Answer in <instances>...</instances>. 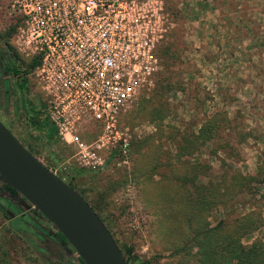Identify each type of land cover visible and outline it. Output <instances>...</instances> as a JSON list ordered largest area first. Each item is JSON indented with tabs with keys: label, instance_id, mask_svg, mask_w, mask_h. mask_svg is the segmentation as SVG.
<instances>
[{
	"label": "rangeland",
	"instance_id": "374dc122",
	"mask_svg": "<svg viewBox=\"0 0 264 264\" xmlns=\"http://www.w3.org/2000/svg\"><path fill=\"white\" fill-rule=\"evenodd\" d=\"M8 1L0 0V32L8 29L3 13ZM162 3L168 30L158 52L167 48L170 57L158 55L160 68L153 81L119 120V134L127 139L128 164L117 163L104 152L100 168H82L73 161L72 145L57 134L47 142L43 132L27 125L22 109L23 100L42 109L34 81L26 74L21 90L19 78L3 75L1 66L0 121L64 182L71 169H81L76 189L97 208L123 253L128 247L150 264H191L197 251L191 243L194 235L200 238L197 233L203 226L231 221L250 210L259 211L264 219V2ZM215 112L223 113L227 123L217 128L213 139L182 156L181 136L196 134ZM77 134L86 143L97 135ZM188 163L208 167L197 176L202 183L206 174L212 180L233 173L251 180L242 182L227 207L196 210L190 220L182 198L188 197L186 191L193 192L192 187L187 184L176 191L173 183V171L182 173ZM11 200L18 204L17 196ZM33 211L22 202L20 212ZM9 216L7 220L0 214V260L4 256L8 264H77L76 254L56 243V229L48 221L35 220L41 232L25 224L16 228L10 222L17 214ZM254 240L264 242V225L241 243Z\"/></svg>",
	"mask_w": 264,
	"mask_h": 264
},
{
	"label": "built area",
	"instance_id": "2783aa9c",
	"mask_svg": "<svg viewBox=\"0 0 264 264\" xmlns=\"http://www.w3.org/2000/svg\"><path fill=\"white\" fill-rule=\"evenodd\" d=\"M10 43L38 88L41 112L58 137L72 145L82 168L113 160L128 164L121 116L160 68L158 47L167 35L162 0H9ZM97 133L91 143L77 133Z\"/></svg>",
	"mask_w": 264,
	"mask_h": 264
},
{
	"label": "trees",
	"instance_id": "16d2710c",
	"mask_svg": "<svg viewBox=\"0 0 264 264\" xmlns=\"http://www.w3.org/2000/svg\"><path fill=\"white\" fill-rule=\"evenodd\" d=\"M14 28V24L9 23L8 29L0 32V41H3V49L0 51V58H6L7 60L6 63H2V71L6 75L17 76V78H19V83H17L18 88L22 90L25 87V76L34 68L36 61L30 60L26 62L17 55L10 43ZM167 50L169 51V49L166 48L158 52L159 57L160 54L170 57ZM40 106H42L41 103ZM22 109L28 121V126L32 127L37 133L43 132L42 135L46 138L47 142H51L56 139L55 128L46 119V117L40 116V114H42L40 110H36L32 105L26 103L25 100H23ZM225 123H227L225 115L223 113L215 112L199 126L196 134L192 131H189L190 133L186 132L183 136H181L182 143H184L183 146L180 147L184 150L182 156L184 154L190 155L194 151L198 150L199 146L213 139V137L216 136L217 128ZM39 137L41 138L40 135ZM24 147L33 155L29 148L26 146ZM115 152L116 150H113L109 156L115 157ZM204 166L206 165L201 163H188L182 167V173L179 174L177 171H173V183L174 187L177 188L176 191L178 189H182L183 186H188L187 184L192 187L193 192L186 191L188 197L182 198V203L185 206L184 209L187 214L189 213L190 220L194 219V212H196V210L198 211L199 209H202L208 212L212 208L227 207L233 197L237 194L238 190L240 192V187L243 185L242 182L244 180H251L250 177H244L239 174L237 175L236 173H233L230 176L222 175L218 180H212L207 178L206 174L204 177L206 178V181L202 183L198 180L199 177L197 176L201 173L200 170ZM206 170H208L207 166L205 167V171ZM80 173L81 169H71V172L68 174V181L65 183L81 195L88 205H90L92 210L114 239V242L116 243L126 264H150L149 261H140L138 257L132 254L131 249L128 247H124L123 253L121 247L113 237L108 225L104 223L103 217H101L97 208L87 200L83 191L76 189V186H78L77 178ZM59 177L61 178V176ZM260 182H263V179H261ZM15 194L16 192L13 189L0 182L1 216L9 220V213L13 215L17 214V218L10 222L11 225L19 228L18 226L20 224H25L33 226L43 232V229L37 228L39 225L35 223V220H38L40 217L42 221H45V218L35 210L32 213L20 212V204L22 203L15 204L11 200ZM36 225L38 226L36 227ZM263 225L264 219L262 218L261 213L259 211L250 210L235 217L231 221H225L222 219L219 220L213 227H199L202 229L197 233L200 238L194 235L193 242L191 243L197 250L195 255H193V261L191 264H264L263 241L254 240L249 245H243L241 243L242 238L259 230ZM54 240L62 248L63 246L69 247L71 252L76 254L66 243L62 235L57 231L54 234ZM2 260H0L2 264H8L6 263L7 261L4 256ZM75 261L77 264H83L77 255L75 256Z\"/></svg>",
	"mask_w": 264,
	"mask_h": 264
},
{
	"label": "water",
	"instance_id": "95a60500",
	"mask_svg": "<svg viewBox=\"0 0 264 264\" xmlns=\"http://www.w3.org/2000/svg\"><path fill=\"white\" fill-rule=\"evenodd\" d=\"M0 182L42 215L83 264H126L90 205L32 155L0 122Z\"/></svg>",
	"mask_w": 264,
	"mask_h": 264
},
{
	"label": "flooded vegetation",
	"instance_id": "af4514ba",
	"mask_svg": "<svg viewBox=\"0 0 264 264\" xmlns=\"http://www.w3.org/2000/svg\"><path fill=\"white\" fill-rule=\"evenodd\" d=\"M3 58V57H2ZM7 62V60H6V58H3V59H1L0 58V66H1V70H2V63H6ZM2 73H3V75H6L3 71H2ZM9 76H11V75H9ZM12 78H16L17 79V76H11ZM22 90H25V88H23ZM1 122V121H0ZM2 123V122H1ZM20 206L22 207V204H20ZM45 221L47 222V220L45 219Z\"/></svg>",
	"mask_w": 264,
	"mask_h": 264
},
{
	"label": "crops",
	"instance_id": "0c3cea01",
	"mask_svg": "<svg viewBox=\"0 0 264 264\" xmlns=\"http://www.w3.org/2000/svg\"><path fill=\"white\" fill-rule=\"evenodd\" d=\"M258 1H260V2H261L260 4H262V3L264 2V0H258ZM262 5H264V4H262Z\"/></svg>",
	"mask_w": 264,
	"mask_h": 264
}]
</instances>
